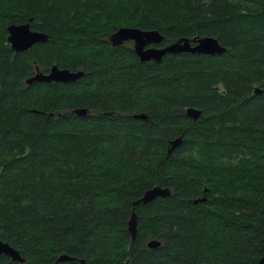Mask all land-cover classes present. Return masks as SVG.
Returning a JSON list of instances; mask_svg holds the SVG:
<instances>
[{
  "label": "trees",
  "instance_id": "16d2710c",
  "mask_svg": "<svg viewBox=\"0 0 264 264\" xmlns=\"http://www.w3.org/2000/svg\"><path fill=\"white\" fill-rule=\"evenodd\" d=\"M25 21L47 38L14 52ZM123 26L224 51L139 62L108 42ZM51 65L82 76L24 83ZM154 185L169 196L132 205ZM263 234L264 0H0V239L22 264H254Z\"/></svg>",
  "mask_w": 264,
  "mask_h": 264
},
{
  "label": "water",
  "instance_id": "95a60500",
  "mask_svg": "<svg viewBox=\"0 0 264 264\" xmlns=\"http://www.w3.org/2000/svg\"><path fill=\"white\" fill-rule=\"evenodd\" d=\"M6 42L12 51L18 52L28 49L34 43L44 42L47 35L30 29L29 22L25 21L18 24H8L5 26ZM163 36L157 30H141L136 27L123 26L118 27L107 36L110 46H116L130 40L134 54L139 62L153 61L159 62L162 56L166 53L174 54L178 52H189L205 55L221 54L224 47L220 42L212 36H194L192 38L180 37L175 41L163 46H154L162 40ZM82 76L81 70L70 71L66 68H58L56 65H51L47 72H42L34 68L31 76L24 80L25 84L33 82H57L66 83L74 81ZM256 91V90H255ZM76 115H84L85 108H74L72 110ZM184 113L187 117L195 120L199 115V110L193 107H186ZM133 117L145 120L146 116L143 113L134 114ZM182 141V133L167 141L166 155H169ZM205 191V188L202 189ZM170 190L167 187L154 185L144 190L139 198L132 202V205L137 203L146 204L153 201L155 198H164L169 196ZM205 200L202 195L193 198L190 201L193 204L201 203ZM126 230L129 234V239L132 241L136 233V215L133 210L130 211L126 221ZM261 244L264 248V234L261 237ZM159 245V241L151 239L146 242L148 248H155ZM0 254L8 256L12 261L22 264L24 258L20 256L18 251L11 247L7 242L0 239ZM71 257L66 254H60L51 264L68 261ZM254 264H264V254H262Z\"/></svg>",
  "mask_w": 264,
  "mask_h": 264
}]
</instances>
